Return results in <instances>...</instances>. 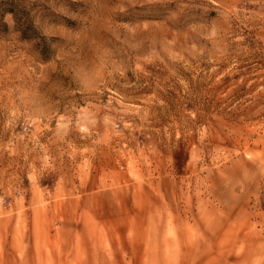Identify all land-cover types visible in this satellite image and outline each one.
Wrapping results in <instances>:
<instances>
[{
    "label": "rangeland",
    "instance_id": "rangeland-1",
    "mask_svg": "<svg viewBox=\"0 0 264 264\" xmlns=\"http://www.w3.org/2000/svg\"><path fill=\"white\" fill-rule=\"evenodd\" d=\"M0 264H264V0H0Z\"/></svg>",
    "mask_w": 264,
    "mask_h": 264
}]
</instances>
